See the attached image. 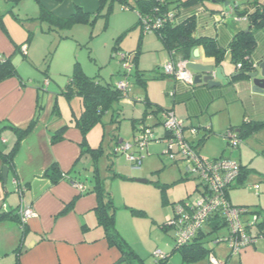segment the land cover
Returning a JSON list of instances; mask_svg holds the SVG:
<instances>
[{"label":"rangeland","instance_id":"374dc122","mask_svg":"<svg viewBox=\"0 0 264 264\" xmlns=\"http://www.w3.org/2000/svg\"><path fill=\"white\" fill-rule=\"evenodd\" d=\"M128 2L130 6L136 4V0ZM206 6L216 8L219 4L210 1ZM101 12L109 13L108 19L99 17L93 25L77 24L70 30L62 31L61 34H70L68 36L71 37L68 39H60L57 31H48V25H44L48 33L39 36L42 38L38 39L45 41L46 48L41 51L33 49L31 55L28 54L29 60H24L21 64L22 73L26 76L25 79L35 78L39 82H44V71L48 69L47 74L52 79V87L58 89V83L62 88L65 87L75 65L79 63L85 74L91 77L98 75L104 84L118 82L117 80L122 77L130 84L129 96L136 102L123 99L114 104V108L103 116L102 121L90 130L86 138L88 146L99 150L98 157L95 158L90 153H81L74 167L83 173V181L86 180L85 178H90L92 181L95 168L103 181H107L108 178L113 181L111 178L113 171L122 176L114 179L121 180L115 184L121 192H116L117 200L114 198L116 215L127 212L124 213L125 220L122 221L126 224V229L120 235L138 255L141 264H189L184 262L179 251L172 253L176 245L174 239L176 230L167 223L174 216L175 205L180 201L197 198L199 193L196 190L200 183L196 176L187 172L183 160L178 163L170 160L168 144L165 142L154 141L148 144L141 153L143 159L139 171L132 169L126 154L113 153L116 138L133 144L137 133L132 124L133 120L141 119L147 108L143 100L146 99L155 107L173 108L174 78L166 76L163 72L159 74L157 69V66L164 64L163 44L155 33H142L141 26L137 25L139 19L137 11L126 9L121 1H108ZM20 54L23 55L21 52ZM124 54L131 55L133 65L130 76H126L128 61L122 59ZM135 57H137L136 61ZM138 72L143 74L145 85L137 82ZM59 98L63 114L67 118L71 117L72 111L77 115L81 113L82 104L79 98L73 97L68 100L62 94ZM222 103L218 104L220 111H210L209 116L201 119V123L211 119L213 134L200 145V154L205 159L229 158L246 167L248 169L246 179L230 191L231 200L234 205L249 206L253 211V207L257 206L264 209V129L245 139L237 148L232 147L222 136L230 127L241 126L244 120L264 122V93H255L251 88L242 92L238 101L228 106L225 102ZM56 104L60 109L59 103ZM174 108L177 116L181 118L179 111H182V106L175 105ZM155 121L156 118L151 117L146 120V124L150 126ZM153 129L157 139L164 136L165 130L162 125ZM202 134L203 132L200 131L198 137L193 138L187 131L186 136L192 141H198ZM4 141L5 145L7 144L6 150H9L14 142L10 133L4 134ZM173 150L174 153L177 152L176 147ZM109 166L112 171L109 170ZM139 179H144L147 183L136 182ZM255 185L260 186L258 194ZM8 187L11 189L9 185ZM10 197L13 195L8 198ZM5 202L0 201V205ZM116 228L118 229L117 221ZM227 233L228 230L223 229L209 239ZM210 240L206 248L209 250L214 248L217 260L224 263L226 257L230 255L229 246L226 242L213 245ZM156 251L167 255L168 260L161 262L155 256ZM235 258L236 256L232 257V261H235ZM120 264L130 263L126 261ZM191 264L210 263L209 258L206 257Z\"/></svg>","mask_w":264,"mask_h":264},{"label":"crops","instance_id":"0c3cea01","mask_svg":"<svg viewBox=\"0 0 264 264\" xmlns=\"http://www.w3.org/2000/svg\"><path fill=\"white\" fill-rule=\"evenodd\" d=\"M237 1L238 4L243 5L242 7L249 8L245 0ZM41 6L49 9L58 17L66 18L74 13L76 7H81L88 13H96L100 9V0H64L62 3H56L54 0H22L13 12L17 13L21 19H37ZM11 9V0H0V15H3L0 27V54L6 57L13 56L20 79L10 78L0 83V130L6 125L25 128L36 116L40 104L44 106V109L32 131L21 141L13 158V168L9 169L6 185L3 177L0 179V201L7 200L0 205L1 210L10 211L19 207H31L36 214L25 223V231L16 221L3 220L0 222V264L123 263V254L118 248L109 244L104 227L98 223L96 208L99 199L90 178H85L86 180L83 181V173L77 171V179L88 189V192L81 194L68 180L64 179L54 184L51 178L46 176L47 171L54 164H57L60 171L64 173L73 171L82 153V134L77 128L71 127L73 116H78L76 112L72 111L71 117L67 118L61 108L59 95L64 91L69 79L63 88L58 83L57 89L55 86L52 87V79L49 74L46 76L45 71V81L39 82L35 78L25 79L26 76L21 70L22 61L29 60L28 54L31 55L33 49L41 51L46 48L45 41L38 38L46 35L44 25L47 23L37 20L26 21L22 25L14 18ZM224 10L222 7L214 10L199 5L188 9L189 12L185 11L184 14L186 16L195 15L197 20L195 35L215 38L218 45L226 50L223 62L216 66L223 67L226 74L232 75L237 74L238 70L232 63L230 45L238 34L249 30L250 23L246 17H239L236 13L223 17L220 13ZM61 32H58L60 39L71 37L68 36L70 34L64 35ZM30 34H32V39L28 42ZM257 40L258 45L251 58L255 69L264 62V30L257 33ZM17 47L21 49L18 50ZM23 47H26L25 51ZM163 49L164 64L157 66L158 71L161 72H163L164 65L172 59L165 48ZM194 50L196 49L191 51L189 63L216 64L215 59L207 57L202 48H198L199 54H194ZM193 57L198 59L195 60ZM180 60L183 61L181 56L176 55L175 61ZM122 80H124L123 77L117 81ZM118 82H112V84L116 85ZM251 88L253 89V85L249 79L234 81L233 78L230 86L221 89H209L203 84L190 86L174 79L173 108L165 110H172L178 119L187 121L185 123L190 127L210 126L213 132L211 119H206L203 123L201 119L209 116L210 111H220L218 104H223L222 102L228 106L238 101L240 94ZM126 100L133 101L130 96ZM56 102L60 107L59 115L54 113ZM175 105L182 106V111H179L181 118L175 112ZM68 125L70 128L64 132L63 140L52 144L51 136ZM7 132L11 134L14 144L16 134L10 129H6L1 134L2 139L4 140V134ZM6 145L1 143L0 148L7 152ZM4 167L7 165L0 157L1 172ZM113 173L117 172L113 171ZM119 181L121 180L110 181L109 178L104 181V187L110 192L113 202L117 200V193H121L119 187L115 186ZM10 195L13 197L8 198ZM229 199L233 204L230 193ZM124 213L127 212L117 213L115 216V226L117 221L119 234L126 229V224L122 222L125 220ZM18 246H20V252L16 254L15 250ZM212 251L216 256L214 248ZM228 257L229 255L226 260ZM229 264H264V238L244 249L236 256L235 261L231 258Z\"/></svg>","mask_w":264,"mask_h":264},{"label":"trees","instance_id":"16d2710c","mask_svg":"<svg viewBox=\"0 0 264 264\" xmlns=\"http://www.w3.org/2000/svg\"><path fill=\"white\" fill-rule=\"evenodd\" d=\"M21 1L22 0H11L12 3L11 13L13 14L14 18L22 25L26 21L28 22V21L39 20L46 22L49 26L48 31H57V32L67 31L70 30L74 25L83 24V23H90L91 25H93L94 22L99 17H105L106 19H108V15H109V13L102 14L101 11L104 8L105 3H107L110 0H100V9L96 13H88L84 11L81 7H76L72 15L66 18H62L56 16L49 9L41 6L40 15L37 19L36 18L21 19L19 18L17 13L13 12V9H15V7H17V5ZM54 1L56 3H62L64 0H54ZM119 1L122 2L124 7L137 11L139 17L137 25L141 26L142 33L144 34L155 33L163 43L165 50L172 56V58L175 59V56L179 54L183 59V61H188L192 54L191 51L193 49H198V48H202L207 57L214 58L216 61V65H220L223 62L226 55V50L222 49L218 45L217 40L215 38H211L207 36L198 37L197 35H195L197 29L196 17L195 15L186 16V14H184L185 11L189 12L188 9L199 5L200 7L203 6L207 7L206 3L211 1L214 4H219L218 7H222L225 9L220 13V15L223 17L232 13H236L237 16L239 17H246L250 23L249 30L247 32L243 31L240 34H238L230 45L232 63L237 67L238 70L237 76L234 78V81H242L249 79L248 75L255 71L254 64L251 58L258 45L257 33L260 30H264V0H245V4H248L249 8L242 7L243 5L238 4L237 0H136L135 6H130L128 2L129 0H119ZM213 7L211 8L214 10L217 9V7L216 8ZM2 18L3 15H0V27L2 26L1 24ZM145 21L151 25V28L149 30H147L145 27ZM158 21H161V23L155 27V24ZM31 39H32V34L29 35L28 42H30ZM61 39H65V37H61ZM17 49L20 50L21 47H17ZM115 49L116 48H114V50ZM124 55H128V54H124ZM24 57L25 59L27 58L26 54L24 55ZM136 60L137 57H135V61ZM47 70L45 71L46 74H47ZM126 71H127L126 75L128 74L131 75V73H128V70ZM158 73L162 74L161 71H158ZM136 77L138 83H141L143 85L146 84V80L143 78V74L138 72L136 73ZM10 78L20 79L17 66L13 60V56L6 57L0 54V83ZM62 95H64L68 100H71L73 97H77L81 101L82 104L81 113L78 116L76 115L73 116V119L71 120V127L77 128L83 136V142L81 144L82 154L90 153L93 157L97 158L99 155V150L87 145V141H86L87 135L90 132V130L94 126H96V124L102 121L103 116L114 108V104L119 103L124 99L122 92L118 89L117 84L116 85L112 83L104 84L99 79L98 75L93 77L88 76L87 74H85L80 64L77 63L74 67L72 76L69 78V81L64 91L62 92ZM127 98L129 99V94ZM143 101L146 103V107H147L144 116L141 119L133 120L132 123L133 127L134 129H136L135 131L137 133L141 126H144L145 128L148 127L154 132L153 129L154 127L158 125L163 126V122H164L162 117L163 113L173 112V111L165 110L161 107H155V105L148 103L146 99ZM43 109L44 106L40 104L36 116L25 128L6 125L4 128L0 130V144L1 143L5 144V141L2 139L1 134L6 129H10L16 134V141L7 152L0 148V157L3 159L4 163L7 165L9 169L13 168V158L18 151L21 141L32 131L33 127L37 124V122L39 121L40 113ZM54 113H56V115H59V109L56 103L54 106ZM151 117L153 118L155 117L156 121L154 125L152 124L149 126L146 124V120ZM112 121H114V118L112 119ZM185 126L186 128H194L197 130L196 135L193 136V138L198 137L200 131L203 132L202 137L199 136L198 141H192L189 139L193 145V148H195L197 153L200 155V151H199L200 145L203 144L207 140V138H209L213 134L212 130L210 129V126L197 128L192 126L190 127L186 125V123ZM68 128H70L69 125L62 128L57 133L53 134L51 136V143L56 144L58 142H61L63 140V134ZM263 129H264V122L244 120L241 126L230 127L227 132L222 134V136L230 144L228 134L229 132H235L236 138L239 141H241V143H243L245 139L253 136L254 134L262 131ZM164 130L165 133L162 138L157 139V137L155 136L153 141L151 142L160 141L167 143V141L171 138L172 134L168 130L166 129ZM186 138L188 137L186 136ZM121 142L122 141L119 138H116V146L113 149L114 155L120 154V153H116V149ZM239 145L237 147H239ZM216 159L219 158L207 159V160H216ZM109 169L111 170V166H109ZM247 173H248V169L242 166L239 178L233 184V186L230 188L228 192V198L230 191L244 182ZM46 176H49L54 184L64 179L68 180L71 183H80V181L77 179V170L75 169V167L73 171H71L70 173H64L60 171L57 164H54L49 168V170L46 173ZM117 177H122V176L118 173H113L111 178L115 179ZM1 178H2V172L0 170V179ZM92 183L94 185V191L97 192L99 199V203L96 208L98 223L99 225L104 227L106 232V238L108 239L109 244L119 249V251L123 254L124 262L127 261L130 264H141L138 255L135 253L134 250H132L129 244L119 234L115 226V216L117 209L114 205L113 198L110 192H108L105 189L104 181L100 179V176L98 175L96 168L93 174ZM199 186L200 184L197 186L196 191L199 190ZM184 202L185 201H180V203H184ZM236 207L244 208L248 212L252 213L253 215H257L259 217V220L255 223L254 227H250L249 226L250 224L248 222L245 225L248 228L253 229V233L255 231L254 234L256 235V237L262 235L264 238V210L259 208V206L253 207L254 211L249 206H236ZM18 210L19 208L10 211H5L0 209V222L3 220L16 221L25 231L26 225L22 223L18 214ZM133 212L141 213L139 211H133ZM169 222L167 223V225L169 224ZM226 226H227L226 223L222 221V219H220L219 217L210 219L207 222V226H205L204 229H202V231L195 236L194 241L185 246H177L176 236H175L176 245L172 250V253L179 251L183 257L184 262H187L189 264L198 261L201 258H206V257L209 258V255L213 253L212 250L206 248V244L210 240L209 238L215 233H218L223 229H227ZM217 238L220 237H215L212 240H210L213 245H216L213 242ZM15 252L16 254L20 252V246L17 247ZM168 258L169 257L165 255V257L160 261L165 262L168 260Z\"/></svg>","mask_w":264,"mask_h":264},{"label":"built area","instance_id":"2783aa9c","mask_svg":"<svg viewBox=\"0 0 264 264\" xmlns=\"http://www.w3.org/2000/svg\"><path fill=\"white\" fill-rule=\"evenodd\" d=\"M125 8L127 9V7ZM160 23L161 21H158L155 27ZM145 27L149 30L151 25L145 21ZM25 48L22 49L25 51ZM122 57L124 61H128L126 70L131 73L133 65L130 59L131 55H122ZM188 63V61L182 60L175 61L172 58L164 65L163 73L166 76L173 77L178 82L194 86V77L188 68ZM117 87L122 92L124 99H128L130 84L124 80L119 82ZM162 117L164 129L172 134L167 141L170 160L174 162L183 160L186 163L187 172L195 175L200 182L199 194L196 199L178 203L174 207V216L168 225L176 230V244L177 246H185L192 243L195 236L207 226L210 219L219 217L226 223L228 234L225 237L215 239L213 243L226 242L229 246L230 257L222 263L217 260L214 253H211L209 261L211 264H229L232 257L239 255L259 239H263L262 235L256 237L253 229L245 225L248 222L250 227H254L259 217L244 208L233 206L228 198V192L239 178L242 166L238 161L229 158L204 159L193 148L190 140L186 138L187 131L195 136L197 130L186 128L185 123L179 120L173 112H164ZM154 137L153 130L141 126L133 144L122 141L117 147L116 153L126 154L127 161L131 164L132 169L141 170L143 159L141 153L153 141ZM228 137L230 145L234 148L241 143L236 138L235 132H229ZM174 147L177 148L176 153H174ZM72 184L81 194L86 193L88 190L82 183ZM254 188L259 192V185H255ZM18 214L24 224L36 216L31 207H19ZM155 256L160 260L165 257L161 251H156Z\"/></svg>","mask_w":264,"mask_h":264},{"label":"water","instance_id":"95a60500","mask_svg":"<svg viewBox=\"0 0 264 264\" xmlns=\"http://www.w3.org/2000/svg\"><path fill=\"white\" fill-rule=\"evenodd\" d=\"M194 54H199V50H194ZM198 57V56H197ZM197 60L198 58L193 57ZM188 68L192 72L195 85H207L209 89H221L226 86H230L233 78L237 74L228 75L224 68L214 65H203L198 63H188ZM248 78L252 81L253 91L255 93H264V62L256 67L253 73L248 75ZM9 168L4 167L2 172L3 182L6 185L8 178ZM138 183H147L146 180H137Z\"/></svg>","mask_w":264,"mask_h":264}]
</instances>
